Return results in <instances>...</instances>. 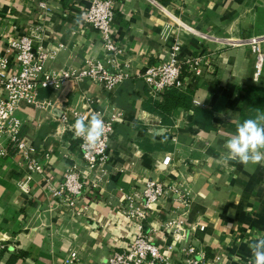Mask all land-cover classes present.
<instances>
[{"label": "crops", "instance_id": "obj_1", "mask_svg": "<svg viewBox=\"0 0 264 264\" xmlns=\"http://www.w3.org/2000/svg\"><path fill=\"white\" fill-rule=\"evenodd\" d=\"M90 1L48 0L50 11L38 16L33 0H0V53L7 52L10 34L21 35L41 24L39 45L54 52L47 69L81 68L89 58H105L101 34L82 17ZM112 2V32L121 49L114 56L121 66L128 62L132 74L111 92L84 80L67 83L58 92L43 90L41 97L52 102L47 108L20 104L25 138L40 156L49 152L50 162L43 174H31L11 145L8 155L0 156V238L9 245L0 264H9L17 254L22 255L13 264H57L73 250L77 264H107L135 230L123 212L127 197L139 199L150 179L178 183L190 199L184 207L178 194L168 192L145 221L146 234L171 264H188L185 247L190 244L207 264H249L247 242L264 235V165L245 167L226 159L224 144L242 122L247 87H264V68L257 79L248 46L214 38L263 34L264 0ZM175 44L182 60L202 54L211 59V67L200 77L185 74L192 104L174 109L166 124L153 109V101H163V96L154 98L141 74L167 59ZM88 105L107 115L114 109L119 113L105 174L90 171L81 139L72 130L73 110ZM199 107L212 110L211 118L197 114ZM167 155L168 165L163 162ZM69 166H75L83 182L74 205L51 192ZM183 212L189 239L180 243L169 236L168 248L163 224Z\"/></svg>", "mask_w": 264, "mask_h": 264}, {"label": "built area", "instance_id": "obj_2", "mask_svg": "<svg viewBox=\"0 0 264 264\" xmlns=\"http://www.w3.org/2000/svg\"><path fill=\"white\" fill-rule=\"evenodd\" d=\"M33 8L38 16H45L50 11L48 0H33ZM114 16L112 0H91L89 7L82 13L84 21L101 34L107 55L105 58H89L87 65L81 68H46V63L53 57L54 52L39 45L41 24L34 26L30 32L8 36L7 52L0 53L1 157L8 155V146L11 145L16 149L15 155L28 172L43 174L50 162V153L40 156L37 148L25 138L24 120L18 112L20 104L26 102L40 108H47L52 105V102L50 99L41 97V90L50 89L58 92L67 83L84 80L102 84L106 91L111 92L131 76L130 64L125 62L121 66L114 56L121 51L112 32ZM262 35L264 33L249 38L238 37L243 40L240 43L230 41L232 37H217L214 40L231 46H248L254 54L255 77L258 79L264 68ZM180 51L179 44H175L167 59L149 65L143 70L141 76L150 87L154 98H161L170 87L187 88L184 78L186 73L200 77L210 69L211 59L208 56L191 55L182 60ZM73 114L76 119L81 116L91 118L92 115H99L105 121V136L95 147H87L82 139L80 141L82 157L90 171L97 175L105 174L103 165L107 162L111 134L119 113L114 109L110 115H107L103 110L88 105L82 110L74 109ZM64 120H68V117L64 116ZM163 162L170 164L171 156H165ZM82 188L83 182L80 180L77 169L75 166H69L61 185L58 188H51V192L54 197L65 199L70 205H74ZM168 192L178 194V199H181L184 207L189 205L190 199L183 194L178 183L168 185V183L152 179L145 182L139 199L127 197L123 212L135 230L130 234L126 247L114 250L107 264H171L161 246L154 242L144 230L145 221L149 217L152 206L164 198ZM184 214L185 212L181 213L180 217L168 219L163 224V240L168 248L172 247L168 240L169 236L180 243L189 239L183 224ZM8 247L9 245L0 238V256ZM185 249L188 264H207L203 262L201 252H198L194 245H187ZM198 254L200 257L197 256ZM77 260L78 254L73 250L57 264H77Z\"/></svg>", "mask_w": 264, "mask_h": 264}, {"label": "clouds", "instance_id": "obj_3", "mask_svg": "<svg viewBox=\"0 0 264 264\" xmlns=\"http://www.w3.org/2000/svg\"><path fill=\"white\" fill-rule=\"evenodd\" d=\"M105 121L99 115L81 116L75 120L72 130L87 147H95L105 136ZM224 147L226 159L249 165H264V113L239 123L234 134L228 136ZM252 259L249 264H264V235H256L247 242ZM199 259V258H197Z\"/></svg>", "mask_w": 264, "mask_h": 264}, {"label": "trees", "instance_id": "obj_4", "mask_svg": "<svg viewBox=\"0 0 264 264\" xmlns=\"http://www.w3.org/2000/svg\"><path fill=\"white\" fill-rule=\"evenodd\" d=\"M45 90V89H43ZM41 90V92L43 91ZM50 90V89H49ZM191 90L188 88L178 89L174 87L168 88L164 95L163 101H153V109L162 116L163 123H170V116L174 109L178 107H189L192 104ZM218 106H214L213 109H217ZM264 108V87L257 85H249L243 99V107L241 110L242 121L248 118H255L258 113H262ZM196 113L199 115L205 114L204 119L211 118L213 111H209L205 108H197ZM22 255V254H19ZM19 255H12L9 260V264L15 263ZM21 257V256H20Z\"/></svg>", "mask_w": 264, "mask_h": 264}, {"label": "bare ground", "instance_id": "obj_5", "mask_svg": "<svg viewBox=\"0 0 264 264\" xmlns=\"http://www.w3.org/2000/svg\"><path fill=\"white\" fill-rule=\"evenodd\" d=\"M262 37H263V39H264V35H262L261 38H262ZM229 40L232 41V42H234V43H240V42L243 41V40H241V39L238 38V37H232V38H230Z\"/></svg>", "mask_w": 264, "mask_h": 264}]
</instances>
